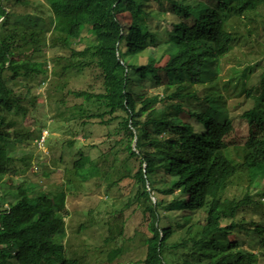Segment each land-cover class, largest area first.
Here are the masks:
<instances>
[{
    "label": "trees",
    "instance_id": "1",
    "mask_svg": "<svg viewBox=\"0 0 264 264\" xmlns=\"http://www.w3.org/2000/svg\"><path fill=\"white\" fill-rule=\"evenodd\" d=\"M47 3L49 29L58 37L54 43L71 53L67 68L92 71L101 82L99 89L92 85L90 90L58 88L79 101L68 107L65 98L59 100L67 108L66 120L80 117L85 125L93 121L108 125L122 119L119 133L126 142V160L139 164L134 175L139 186L135 202L143 207L148 232L141 262L254 264L256 257L264 258V212L258 221L251 215L257 204L253 188L264 177V77L259 96L253 94L255 88L246 90L245 103L253 99L255 106H242L240 118L230 115L218 83V65L237 39L227 31V23L250 15L264 20V0ZM21 4L26 8L18 12ZM32 5L30 0H0V176L18 173L9 148L15 135L21 140L32 138L31 133L24 136L15 131L20 117L27 116L23 104L28 98L10 82L37 83L46 74L45 62L22 58L26 48L31 57L50 48L46 23L32 18ZM124 12L132 19L128 30L118 19ZM167 14L173 29L162 40L159 22ZM85 29L95 43L80 50L75 45L82 43ZM124 43L133 47V53L124 56ZM136 57L141 61L133 62ZM161 87H165L162 95L148 91ZM164 107L167 112L162 116ZM235 119L245 124L246 135ZM67 171L85 183L102 180L101 168L85 155ZM240 172L246 173L249 184L233 189L232 181ZM41 191L32 183L20 182L13 203L6 206L0 197V264H93L70 258L63 243V214L69 194L74 193L71 179L57 190ZM257 194L264 195L258 189ZM244 243L249 250L242 248ZM252 247L258 248V254L252 253ZM121 256V249L112 250L108 262Z\"/></svg>",
    "mask_w": 264,
    "mask_h": 264
},
{
    "label": "rangeland",
    "instance_id": "2",
    "mask_svg": "<svg viewBox=\"0 0 264 264\" xmlns=\"http://www.w3.org/2000/svg\"><path fill=\"white\" fill-rule=\"evenodd\" d=\"M30 1L33 3L32 18L38 17L42 21L40 24L46 23L50 48L33 57L31 51L26 48L22 56L26 60L46 63L44 66L46 74L41 75L37 83L29 84L25 80L10 82L18 93L27 95L28 98L23 104L28 109L27 116L20 117L21 124L17 125L15 131L24 136L31 133L32 138L29 141L22 137L21 140L20 135L17 137L15 135L16 141L10 144V151L16 158L18 173L15 176H0V197L2 196L4 205L8 206L15 201L13 194L20 182L32 183L42 188L41 192L45 194L57 190L71 179L74 193L69 194L66 212L63 214L66 226L65 236L62 237L67 255L93 264H143L141 262L145 257L143 239L145 235L148 236V232L144 224L146 219L143 207L135 202L139 186L134 175L139 164L134 160H126L128 157L125 151L126 142L123 133H119L122 119H116L108 125L95 121L85 125L80 117L69 122L66 120L67 108L61 105L59 100L65 98L68 107L79 101L67 96V90L60 93L58 88L66 85L68 90L72 91L90 90L92 85L99 89L101 82L92 71L67 68L71 62V53L69 50L57 48L58 44L54 43L58 37L49 29L51 18L47 0ZM188 2L192 4L193 0ZM25 8L26 6L21 4L16 10L21 12ZM262 12L261 10L260 14ZM118 19L128 30L132 21L131 15L124 12L118 15ZM160 19L158 36L164 40L169 38L168 34L173 29V24L168 14L162 15ZM260 20L264 22L262 18ZM260 20L250 15L248 18H233L226 25L227 31L237 39L232 51L218 65L220 70L218 83L228 100L230 115L235 117L239 114L238 118L243 114L242 106L246 104L248 108L255 106L253 99L245 103L246 90L255 88L253 94L256 96L262 92L260 82L264 77V29ZM156 24L154 21V25ZM94 43V37L85 29L82 43L75 47L82 50ZM123 46L124 56L129 52L133 53L134 49L130 44L124 43ZM140 61L137 57L133 59L135 63ZM187 83V88L192 91V84ZM164 88H150L148 91L153 95H162ZM169 90L170 93L175 91ZM193 108L194 105L190 109ZM163 110L162 116L167 112L165 107ZM235 123L246 135L245 124L237 122L236 119ZM119 141L121 143L117 145ZM133 145L135 147V143ZM114 147L116 150H113ZM81 155L88 156L101 168V181L93 179L85 183L68 174L67 169L71 168ZM21 158L24 161L20 162ZM232 184L233 189L247 188L248 176L245 172H240ZM253 189L257 204L252 208L251 215H254L253 221H258V218L263 217L264 195L259 197L257 189L264 193V177ZM237 192L239 195L240 191ZM232 193L230 187L229 195ZM259 199L262 205L258 204ZM153 202L155 203L154 197ZM109 237L114 239L107 241ZM228 239L227 236L226 244ZM118 248L122 250V256L109 263L108 254ZM242 248L249 250L246 243ZM251 251L253 254L259 252L257 247H252ZM254 264H264V258L256 257Z\"/></svg>",
    "mask_w": 264,
    "mask_h": 264
}]
</instances>
